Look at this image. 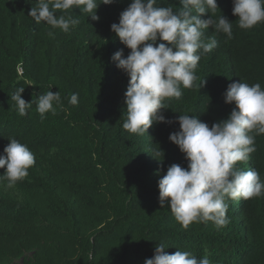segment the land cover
Instances as JSON below:
<instances>
[{"label":"trees","instance_id":"trees-1","mask_svg":"<svg viewBox=\"0 0 264 264\" xmlns=\"http://www.w3.org/2000/svg\"><path fill=\"white\" fill-rule=\"evenodd\" d=\"M35 2L0 0V154L15 138L36 158L14 188L0 179V264H143L160 241L169 254L179 249L197 258L207 255L211 264H264V195L226 199L230 222L221 228L211 221L184 228L167 205L160 209L158 180L172 164L187 162L168 139L178 124H154L146 135L122 127L128 77L111 57L129 50L110 26L131 0L100 4L99 21L80 8L70 10L80 23L68 32L35 24L28 16ZM217 4L233 23L232 38L211 27L206 31L218 46L201 57L194 86L182 88L180 99L164 101L168 120L187 114L211 126L234 108L224 103L230 83L264 88V22L240 29L232 0ZM157 6L175 10L179 4L157 0ZM18 87H25L26 102L49 88L59 91L62 107L54 105L56 115L41 119L33 104L20 116L11 100ZM73 93L75 106L68 103ZM255 147L236 167L255 169L264 181V134L255 137ZM159 149L162 162L156 160Z\"/></svg>","mask_w":264,"mask_h":264},{"label":"clouds","instance_id":"clouds-1","mask_svg":"<svg viewBox=\"0 0 264 264\" xmlns=\"http://www.w3.org/2000/svg\"><path fill=\"white\" fill-rule=\"evenodd\" d=\"M115 0H36L28 16L35 24L45 22L52 29L68 32L80 23L75 8L89 13L92 21H99L96 14L100 4L112 5ZM179 7L157 6V0H131L119 15L118 23L110 31L124 48L111 57L117 69L128 77L124 93L125 119L122 127L130 133L146 135L154 124L179 125V130L169 134V141L176 145L187 162V167L172 164L157 182L160 209L170 210L175 221L187 228L189 224L211 221L217 228L230 222L226 214V199H250L264 195V181L255 169L247 171L236 167L247 161L256 151L255 137L264 134V88L259 83H230L224 103L234 105L226 119L209 126L197 116L178 115L176 120L166 119L164 101L180 99L182 88H192L197 80L195 69L201 57L210 54L217 46L214 36H205L211 27L217 33L233 35V23L223 16L217 0H178ZM60 12L62 14L57 15ZM219 12L217 17L215 14ZM207 15V19L201 17ZM232 15L240 29H251L264 22V0H232ZM50 35L53 33L50 32ZM17 71L23 73L22 62ZM205 83L202 81L201 86ZM32 86V85H31ZM34 96L30 102L22 98L25 87H18L11 95L20 116L36 105L41 119L46 113L56 115L62 107L59 91ZM72 106L78 104V93L68 97ZM163 161L164 153L155 154ZM155 159V158H154ZM36 162L34 153L26 144L9 138L0 154V179H6L7 189L28 176V169ZM159 174V173H157ZM168 246L160 241L151 258L143 264H211L207 255L197 258L189 251L176 249L169 254Z\"/></svg>","mask_w":264,"mask_h":264},{"label":"rangeland","instance_id":"rangeland-1","mask_svg":"<svg viewBox=\"0 0 264 264\" xmlns=\"http://www.w3.org/2000/svg\"><path fill=\"white\" fill-rule=\"evenodd\" d=\"M16 264H21V261H17Z\"/></svg>","mask_w":264,"mask_h":264}]
</instances>
